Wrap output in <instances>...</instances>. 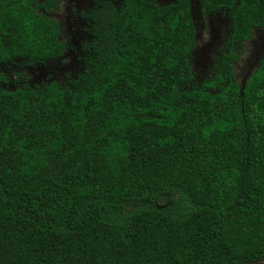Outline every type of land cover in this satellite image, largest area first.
Returning <instances> with one entry per match:
<instances>
[{
	"label": "trees",
	"instance_id": "obj_1",
	"mask_svg": "<svg viewBox=\"0 0 264 264\" xmlns=\"http://www.w3.org/2000/svg\"><path fill=\"white\" fill-rule=\"evenodd\" d=\"M229 34L202 80L191 0H95L80 71L31 84L73 47L60 0H0V264L264 260V0H196Z\"/></svg>",
	"mask_w": 264,
	"mask_h": 264
},
{
	"label": "rangeland",
	"instance_id": "obj_2",
	"mask_svg": "<svg viewBox=\"0 0 264 264\" xmlns=\"http://www.w3.org/2000/svg\"><path fill=\"white\" fill-rule=\"evenodd\" d=\"M158 4L173 3L174 0H156ZM192 2V16L197 30L196 47L193 51L192 65L198 79L202 80L211 72V66L228 34L229 19L225 13L205 16L200 12L196 0ZM92 0H60L52 16L63 27V38L73 47L64 58V62L28 69L27 76L31 84H41L49 80L63 81L67 75L74 76L80 71V41L83 39L82 22L75 11L91 7ZM75 10V11H74ZM264 58V32L256 31L253 37L244 43V51L235 64L240 84Z\"/></svg>",
	"mask_w": 264,
	"mask_h": 264
},
{
	"label": "flooded vegetation",
	"instance_id": "obj_3",
	"mask_svg": "<svg viewBox=\"0 0 264 264\" xmlns=\"http://www.w3.org/2000/svg\"><path fill=\"white\" fill-rule=\"evenodd\" d=\"M94 1H95V0H92V4L94 3ZM85 10H86V9H85ZM74 11H75V10H74ZM82 11H83V10L75 11V13L77 14L78 19H80L79 14H80V12H82ZM80 20H81V19H80ZM256 31H263V30H256ZM256 31H255V32H256ZM82 32L84 33L83 29H82ZM255 32H254V33H255ZM263 32H264V31H263ZM228 34H229V29H228ZM228 34H227V36H228ZM253 35H254V34H253ZM227 36L225 37V39L227 38ZM252 37H253V36H252ZM252 37H251V38H252ZM251 38H250V39H251ZM225 39H224V41H225ZM250 39H249V40H250ZM222 45H223V43H222ZM222 45H221V46H222ZM220 48H221V47H220ZM219 52H220V50H219ZM219 52H218V54H219ZM218 54H217V55H218ZM242 54H243V53H242ZM217 55H216V56H217ZM241 56H242V55H241ZM240 58H241V57H240ZM262 59H264V58H262ZM262 59H261V60H262ZM238 62H239V61H238ZM236 63H237V62H236ZM236 63H235V64H236ZM258 63H259V62H258ZM235 64H234V67H235ZM212 65H213V64H212ZM256 66H257V65H256ZM211 68H212V66H211ZM254 69H255V68H254ZM254 69H253V70H254ZM253 70H252V71H253ZM252 71L250 72V74L252 73ZM211 72H212V69H211ZM211 72H210L208 75H210ZM236 74H237V73H236ZM250 74H249V75H250ZM208 75H207V76H208ZM249 75H248V76H249ZM237 76H238V75H237ZM248 76H247V77H248Z\"/></svg>",
	"mask_w": 264,
	"mask_h": 264
},
{
	"label": "water",
	"instance_id": "obj_4",
	"mask_svg": "<svg viewBox=\"0 0 264 264\" xmlns=\"http://www.w3.org/2000/svg\"><path fill=\"white\" fill-rule=\"evenodd\" d=\"M252 264H264V260L262 262L259 263H252Z\"/></svg>",
	"mask_w": 264,
	"mask_h": 264
}]
</instances>
